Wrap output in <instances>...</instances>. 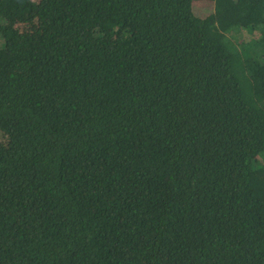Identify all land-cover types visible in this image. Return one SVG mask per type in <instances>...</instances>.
<instances>
[{"label":"trees","instance_id":"16d2710c","mask_svg":"<svg viewBox=\"0 0 264 264\" xmlns=\"http://www.w3.org/2000/svg\"><path fill=\"white\" fill-rule=\"evenodd\" d=\"M0 264H264V0H0Z\"/></svg>","mask_w":264,"mask_h":264},{"label":"rangeland","instance_id":"374dc122","mask_svg":"<svg viewBox=\"0 0 264 264\" xmlns=\"http://www.w3.org/2000/svg\"><path fill=\"white\" fill-rule=\"evenodd\" d=\"M211 7L204 4L203 7H200V11L202 12H208L210 11ZM237 20L241 21V14L238 13L237 14ZM16 27L18 28V30L20 31H24V32H28V33H33L35 31H39V32H43L46 30L47 26L46 24L39 19H32L31 17H24L22 19H20L17 22ZM2 139H5L4 136H1Z\"/></svg>","mask_w":264,"mask_h":264}]
</instances>
